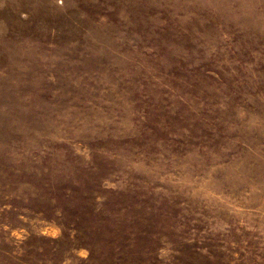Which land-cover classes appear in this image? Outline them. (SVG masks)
<instances>
[{
	"label": "rangeland",
	"instance_id": "obj_1",
	"mask_svg": "<svg viewBox=\"0 0 264 264\" xmlns=\"http://www.w3.org/2000/svg\"><path fill=\"white\" fill-rule=\"evenodd\" d=\"M0 264H264V0H0Z\"/></svg>",
	"mask_w": 264,
	"mask_h": 264
}]
</instances>
